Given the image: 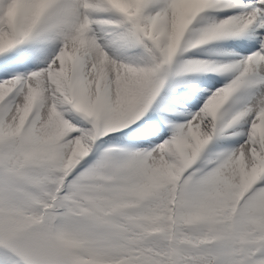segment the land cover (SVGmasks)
Returning a JSON list of instances; mask_svg holds the SVG:
<instances>
[{
    "label": "snow or ice",
    "instance_id": "6c2138e0",
    "mask_svg": "<svg viewBox=\"0 0 264 264\" xmlns=\"http://www.w3.org/2000/svg\"><path fill=\"white\" fill-rule=\"evenodd\" d=\"M0 264H264V0H0Z\"/></svg>",
    "mask_w": 264,
    "mask_h": 264
}]
</instances>
